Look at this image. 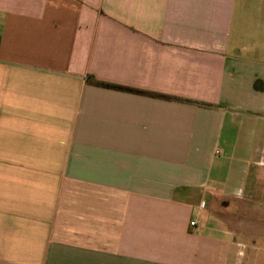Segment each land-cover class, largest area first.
<instances>
[{"label":"crops","instance_id":"obj_1","mask_svg":"<svg viewBox=\"0 0 264 264\" xmlns=\"http://www.w3.org/2000/svg\"><path fill=\"white\" fill-rule=\"evenodd\" d=\"M0 264H264V0H0Z\"/></svg>","mask_w":264,"mask_h":264},{"label":"built area","instance_id":"obj_2","mask_svg":"<svg viewBox=\"0 0 264 264\" xmlns=\"http://www.w3.org/2000/svg\"><path fill=\"white\" fill-rule=\"evenodd\" d=\"M192 225H195V222H192Z\"/></svg>","mask_w":264,"mask_h":264}]
</instances>
